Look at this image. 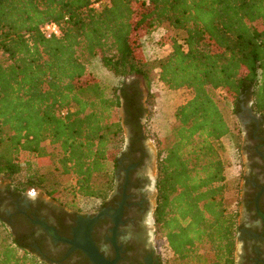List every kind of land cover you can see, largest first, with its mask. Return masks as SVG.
I'll return each instance as SVG.
<instances>
[{
	"label": "trees",
	"instance_id": "16d2710c",
	"mask_svg": "<svg viewBox=\"0 0 264 264\" xmlns=\"http://www.w3.org/2000/svg\"><path fill=\"white\" fill-rule=\"evenodd\" d=\"M48 22L57 35L43 33ZM163 26L171 50L150 61L143 41ZM96 59L117 85L92 74ZM154 69L168 89L191 92L158 145L155 232L170 264H236L221 144L231 127L215 92L235 115L249 104L264 136V0H0V178L65 206L106 198L124 121L142 130L148 113L138 80L126 78ZM32 251L0 219V264H44Z\"/></svg>",
	"mask_w": 264,
	"mask_h": 264
},
{
	"label": "flooded vegetation",
	"instance_id": "af4514ba",
	"mask_svg": "<svg viewBox=\"0 0 264 264\" xmlns=\"http://www.w3.org/2000/svg\"><path fill=\"white\" fill-rule=\"evenodd\" d=\"M139 88L144 95V89ZM253 122L257 126L253 133L258 134L251 137ZM133 123L124 121L125 141L117 154L113 189L106 198H97L98 204L92 209L65 206L35 188L20 191L0 184V219L26 249L33 250L40 263L94 264L69 240L78 227L97 218L90 236L106 260L115 264H165L155 240L156 174L152 176L149 171L152 154L144 128L140 130ZM245 127L249 143L244 147L246 171L237 206L236 264H264V136L256 121Z\"/></svg>",
	"mask_w": 264,
	"mask_h": 264
},
{
	"label": "rangeland",
	"instance_id": "374dc122",
	"mask_svg": "<svg viewBox=\"0 0 264 264\" xmlns=\"http://www.w3.org/2000/svg\"><path fill=\"white\" fill-rule=\"evenodd\" d=\"M169 30L167 26H163L143 41L142 48L146 59L150 61L157 60L169 53L171 48L169 44L164 43V41H166L164 34L169 32ZM90 71L94 76L104 82L114 85L119 83L118 78L108 72L102 66L99 59H96L92 63ZM90 78L86 77V80ZM132 79L138 80L139 85L144 89V97L147 99L146 108L148 113L145 119H143V125L145 129L146 145L152 154V166L149 171L150 174L154 176L156 174L158 145L160 143L161 145L159 146L166 145L173 122V113L180 104L185 103L191 97V92L185 88L176 90L168 89L159 80L157 69L150 71L147 78L132 76L126 78V81L129 82ZM215 97L217 98V102L224 117L231 127V132L222 138L221 144L230 162L226 170V181L228 186L226 202L230 207L236 208L238 205L237 201L239 199L241 181L246 171V154L244 147L249 143V140L246 135L245 125L254 121V118L248 111L250 107L249 104L243 106V111L239 115H235L232 112V104L227 99L224 92H215ZM259 121L260 118L258 117L257 122ZM8 183V179L0 178V184L3 186ZM27 189L30 190L31 188ZM38 190L42 191L41 189ZM97 204L98 201L96 198L79 197L77 199V205L85 210L92 209ZM155 235L156 246L161 253L164 263L170 264L171 253L167 248L164 238L156 232Z\"/></svg>",
	"mask_w": 264,
	"mask_h": 264
},
{
	"label": "water",
	"instance_id": "95a60500",
	"mask_svg": "<svg viewBox=\"0 0 264 264\" xmlns=\"http://www.w3.org/2000/svg\"><path fill=\"white\" fill-rule=\"evenodd\" d=\"M248 111L251 114V116L254 118V121L257 122L258 116L252 112L251 107L248 108ZM96 219L97 218L88 220L87 224L83 228L78 227L75 230L74 238L72 240H69V242L71 243L73 248H78V249L83 250L89 256V258L94 264H115L114 261L106 260L102 256V254L99 253L97 247L94 245V243L91 240L90 232H91V228L93 224L95 223ZM46 228L51 234L55 235L52 228H49L47 226Z\"/></svg>",
	"mask_w": 264,
	"mask_h": 264
},
{
	"label": "built area",
	"instance_id": "2783aa9c",
	"mask_svg": "<svg viewBox=\"0 0 264 264\" xmlns=\"http://www.w3.org/2000/svg\"><path fill=\"white\" fill-rule=\"evenodd\" d=\"M95 7H99L106 0H91ZM42 31L46 35H57L59 33L58 26L55 22H48L42 26Z\"/></svg>",
	"mask_w": 264,
	"mask_h": 264
}]
</instances>
